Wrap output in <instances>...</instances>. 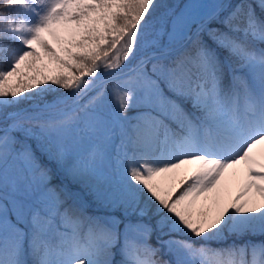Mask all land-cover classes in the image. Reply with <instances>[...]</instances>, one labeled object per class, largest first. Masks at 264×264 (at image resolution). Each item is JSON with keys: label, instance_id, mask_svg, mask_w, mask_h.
<instances>
[{"label": "snow or ice", "instance_id": "obj_1", "mask_svg": "<svg viewBox=\"0 0 264 264\" xmlns=\"http://www.w3.org/2000/svg\"><path fill=\"white\" fill-rule=\"evenodd\" d=\"M0 264H264V0H0Z\"/></svg>", "mask_w": 264, "mask_h": 264}, {"label": "rangeland", "instance_id": "obj_2", "mask_svg": "<svg viewBox=\"0 0 264 264\" xmlns=\"http://www.w3.org/2000/svg\"><path fill=\"white\" fill-rule=\"evenodd\" d=\"M168 2L169 3L180 2V0H168ZM129 59L132 60L131 57ZM135 63H136V61H132V63L129 65V70L131 69V67L135 66ZM61 91H63V90H61ZM106 110L107 111H115L116 110L115 102L113 100H111V98H109V100L107 102ZM138 111H143V109H136V108L130 109L128 112V115L134 117ZM194 167H195L194 165H190V166H186L185 168L178 170V172L175 174V183L177 186L179 185V180L182 179L184 176L189 175L191 173V171L194 169ZM240 167L242 168V166H240ZM233 171L234 170L230 169L229 173L226 174V190L224 192V199L222 200V205L226 204L236 194V192L239 190V187H240L239 179L232 176ZM64 182L66 184H68L69 187L72 188L73 190L77 189V186L73 185L69 178H64ZM171 182L172 181H169V183H171ZM85 199L90 201L91 197L85 196ZM182 238L188 239L190 237H182ZM255 239L258 240L260 238L255 237ZM152 242L155 243V237L153 238ZM214 245H215V243H213L212 246L214 247ZM163 258L169 259V256L164 255Z\"/></svg>", "mask_w": 264, "mask_h": 264}, {"label": "trees", "instance_id": "obj_3", "mask_svg": "<svg viewBox=\"0 0 264 264\" xmlns=\"http://www.w3.org/2000/svg\"><path fill=\"white\" fill-rule=\"evenodd\" d=\"M214 247H220V245H214Z\"/></svg>", "mask_w": 264, "mask_h": 264}]
</instances>
